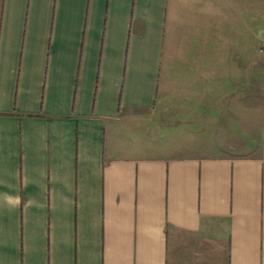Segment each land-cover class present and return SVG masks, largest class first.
Masks as SVG:
<instances>
[{
  "label": "crops",
  "instance_id": "obj_1",
  "mask_svg": "<svg viewBox=\"0 0 264 264\" xmlns=\"http://www.w3.org/2000/svg\"><path fill=\"white\" fill-rule=\"evenodd\" d=\"M264 0H0V264H264Z\"/></svg>",
  "mask_w": 264,
  "mask_h": 264
},
{
  "label": "rangeland",
  "instance_id": "obj_2",
  "mask_svg": "<svg viewBox=\"0 0 264 264\" xmlns=\"http://www.w3.org/2000/svg\"><path fill=\"white\" fill-rule=\"evenodd\" d=\"M256 65H264V37L256 38Z\"/></svg>",
  "mask_w": 264,
  "mask_h": 264
}]
</instances>
